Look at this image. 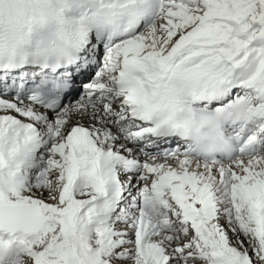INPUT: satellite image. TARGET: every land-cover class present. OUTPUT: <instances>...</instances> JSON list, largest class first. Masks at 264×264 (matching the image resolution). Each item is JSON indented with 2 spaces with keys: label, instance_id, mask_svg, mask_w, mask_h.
Segmentation results:
<instances>
[{
  "label": "snow or ice",
  "instance_id": "1",
  "mask_svg": "<svg viewBox=\"0 0 264 264\" xmlns=\"http://www.w3.org/2000/svg\"><path fill=\"white\" fill-rule=\"evenodd\" d=\"M0 264H264V0H0Z\"/></svg>",
  "mask_w": 264,
  "mask_h": 264
}]
</instances>
